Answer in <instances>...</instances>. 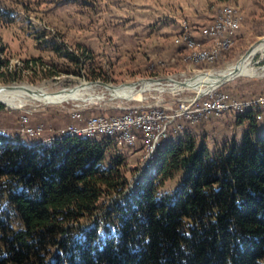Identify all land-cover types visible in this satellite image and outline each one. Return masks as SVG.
Here are the masks:
<instances>
[{
    "label": "trees",
    "instance_id": "trees-1",
    "mask_svg": "<svg viewBox=\"0 0 264 264\" xmlns=\"http://www.w3.org/2000/svg\"><path fill=\"white\" fill-rule=\"evenodd\" d=\"M18 3L29 10L31 4L93 8L96 1ZM17 18L0 7V20ZM36 39L72 65L68 73L109 80L94 48L72 47L61 34ZM182 50L184 44H174L169 54ZM25 65L40 77L58 73L39 57ZM15 80L14 73L4 78ZM233 117L243 126L241 137L214 150L193 133L198 122L180 120L186 131L161 140L132 186L130 152L119 150L114 137L43 142L0 133V264H264V119L253 109ZM179 174V187L165 191Z\"/></svg>",
    "mask_w": 264,
    "mask_h": 264
},
{
    "label": "rangeland",
    "instance_id": "rangeland-1",
    "mask_svg": "<svg viewBox=\"0 0 264 264\" xmlns=\"http://www.w3.org/2000/svg\"><path fill=\"white\" fill-rule=\"evenodd\" d=\"M95 1L93 8L77 4L53 8L31 4L28 10L18 3L19 0H0V7L9 11L15 10L18 14L14 23L0 20V86L31 85L57 93L63 88H71L83 82L105 81L88 79L84 70L81 75L68 73L72 65L64 58L45 51L44 46L37 42L36 36L43 32L50 36L63 35L72 47L81 43L94 48L97 66H102L109 76V80L105 82L113 85L150 77L184 80L202 72H219L241 59L252 45L264 38V0ZM225 4L238 5L244 14V21L234 44L216 62L193 64L187 59L189 50H182L175 57L169 54L173 45L177 44L176 36L173 35H177L182 29V25L171 27L176 19L187 25L193 34L198 35L201 28L211 23L216 11ZM33 57H39L45 64L54 67L57 75L40 77L32 68H26L25 60ZM251 67L255 75L237 76L213 92L228 91L240 99L264 94V53L253 59ZM12 73L18 76V80L4 82L5 76ZM162 82L167 84V80ZM102 86L96 85L91 91L94 95L104 94L105 97L101 100H67L59 104H46L27 98L21 108L5 105L4 109H0V133L5 130L8 136H16L17 130L22 126V116H27L30 125H44V139L70 123H77L72 116L74 108H79L82 113L87 112L91 116L120 114L133 106H159L173 112L181 104L189 105L209 95H199L188 89H167L162 92L152 90L146 91L142 100L128 101L112 97ZM235 120L232 114H211L200 120L196 126H192V131L214 150L226 140L241 137L243 126L236 124ZM126 156L128 177L132 186L150 162L145 165L146 152L140 142ZM182 176L183 174H179L168 180L164 190L175 191Z\"/></svg>",
    "mask_w": 264,
    "mask_h": 264
},
{
    "label": "built area",
    "instance_id": "built-area-1",
    "mask_svg": "<svg viewBox=\"0 0 264 264\" xmlns=\"http://www.w3.org/2000/svg\"><path fill=\"white\" fill-rule=\"evenodd\" d=\"M243 21L244 14L238 5L225 4L216 11L214 20L201 28V37L195 36L187 25L182 24L181 31L176 35V43L186 46L189 50L187 59L191 63H214L234 44ZM206 39L210 42L206 43L204 41ZM248 109H253L257 119L263 120L264 94L240 99L228 91H216L189 105L181 104L173 112L159 106L150 108L133 106L120 114H101L85 118L79 108H74L72 116L77 123H70L55 134L45 137L43 142H52L69 136L97 139L107 136L116 138L119 150L129 153L137 145L138 136L143 135L147 166L154 158L161 140L169 138L175 140L186 131V126L180 120L196 123L211 114L235 116ZM27 119V116H22V126L17 130V134L24 137L23 140L29 141L42 138L46 130L44 125L32 126ZM2 134L7 135L5 130Z\"/></svg>",
    "mask_w": 264,
    "mask_h": 264
},
{
    "label": "bare ground",
    "instance_id": "bare-ground-1",
    "mask_svg": "<svg viewBox=\"0 0 264 264\" xmlns=\"http://www.w3.org/2000/svg\"><path fill=\"white\" fill-rule=\"evenodd\" d=\"M264 53V38L257 44H254L249 52L245 53L241 59L227 66L226 69L219 72L208 71L202 72L189 78L184 85L178 82V78L167 80L164 84L161 80H141L137 84H125L115 88L105 87L106 91L112 97L123 100H142L146 91H171L176 90H194L199 95H207L212 93L216 88L225 82L236 78L237 76L255 75V71L251 67L253 59L258 54ZM237 70V71H236ZM181 79V78H180ZM186 79V78H185ZM1 87V86H0ZM96 87L95 84L83 83L74 91L51 93L42 87H34L31 85L17 86L15 88H0V101L5 102L13 108H21L25 104V99L31 98L46 104H59L67 100L95 101L105 97L104 94L94 95L91 91ZM103 87V86H102ZM167 87V88H166ZM31 90V92L28 91ZM114 98V99H115Z\"/></svg>",
    "mask_w": 264,
    "mask_h": 264
},
{
    "label": "water",
    "instance_id": "water-1",
    "mask_svg": "<svg viewBox=\"0 0 264 264\" xmlns=\"http://www.w3.org/2000/svg\"><path fill=\"white\" fill-rule=\"evenodd\" d=\"M260 41H262V38L261 39H259L255 44H257V43H259ZM253 47V45L247 50V52H249L250 51V49ZM246 52V53H247ZM237 71V70H236ZM191 78V77H190ZM155 80V79H159V80H161V81H163V80H172L173 78L172 77H168V78H154V77H150V78H143V79H141V80ZM188 79L189 78H186V79H184V80H178V82H180V83H182V84H186L187 83V81H188ZM141 80H138V81H133V82H126V83H122V84H120V85H113V84H110V83H108V82H105V81H100V80H96V81H87V83H89V84H95V85H103V86H105V87H110V88H115V87H118V86H121V85H125V84H127V83H129V84H137V83H139ZM84 83V82H83ZM83 83H81V84H83ZM81 84H79V85H81ZM79 85H76V86H74V87H71V88H63V89H61V90H59V91H57V92H66V91H74ZM18 85H2L0 88H15V87H17ZM28 91L29 92H31V90L30 89H28ZM0 103L1 104H4V105H7L5 102H2V101H0Z\"/></svg>",
    "mask_w": 264,
    "mask_h": 264
},
{
    "label": "crops",
    "instance_id": "crops-1",
    "mask_svg": "<svg viewBox=\"0 0 264 264\" xmlns=\"http://www.w3.org/2000/svg\"><path fill=\"white\" fill-rule=\"evenodd\" d=\"M175 21H176V23L174 22V23L171 24V27H172V28H174V27L176 28V27L182 25V24H181V20L176 19ZM165 30H166V29H164V31H165ZM174 31H175V29H174ZM167 35H168V34H167ZM167 35H166V36H167ZM194 35H195V34H194ZM173 36H176V35H173ZM195 36H197V37H201V34L199 33L198 35H195ZM204 41H205L206 43H209V42H210V40H207V39L204 40Z\"/></svg>",
    "mask_w": 264,
    "mask_h": 264
}]
</instances>
